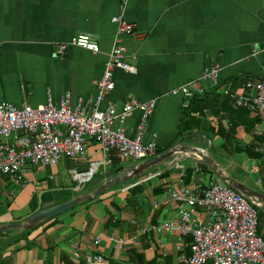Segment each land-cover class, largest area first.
Instances as JSON below:
<instances>
[{"label":"crops","instance_id":"1","mask_svg":"<svg viewBox=\"0 0 264 264\" xmlns=\"http://www.w3.org/2000/svg\"><path fill=\"white\" fill-rule=\"evenodd\" d=\"M117 14L132 33H116L110 19ZM78 33L95 35L99 52L68 46L58 55V43ZM115 39L134 70L113 69V88L97 108L110 102L118 110L132 96L155 99L141 142L152 141L159 152L177 145L204 149L224 174L264 193V161L253 150L258 117L222 92L264 75V0H0V100L36 107L47 94L56 101L67 93L71 106L89 109ZM213 62L219 71L209 87L200 75ZM181 85L199 86L203 94L185 97ZM193 100L198 102L191 106ZM200 101L208 104L198 108ZM140 115L134 110L114 126L133 137ZM91 161L99 164L87 179L71 176ZM136 162L113 150L103 154L87 139L81 155L31 167L24 185L1 176L0 227L70 197L91 196L32 228H0V264H77L93 254L103 261L91 264H176L179 254L188 255L190 238L174 228H152L179 215L168 189L203 187L220 178L195 153L177 152L92 195L104 183V171ZM259 216L257 231L264 235V211Z\"/></svg>","mask_w":264,"mask_h":264},{"label":"built area","instance_id":"2","mask_svg":"<svg viewBox=\"0 0 264 264\" xmlns=\"http://www.w3.org/2000/svg\"><path fill=\"white\" fill-rule=\"evenodd\" d=\"M110 20L118 35L133 32V26L120 14ZM68 46L91 53L100 50L96 36L91 33H78L68 41L58 43L57 52L62 54ZM124 52V46L115 39L105 54L101 75L94 81L95 95L89 109L80 107L79 103L71 106L67 93L56 101L47 94L45 102L36 107L16 106L0 100V177H7L14 185H24L27 167L52 165L61 158L81 155L87 139L96 141L101 153L113 150L119 158L140 160L155 154L152 141L144 143L140 140L142 124L150 115L155 99L140 101L132 96L118 110L110 102L102 109L97 108L102 96L113 88V69L134 70ZM130 57L134 58V55ZM218 71L219 65L210 63L203 68L200 78L209 87H214ZM240 86V90L228 87L222 92L236 106L248 108L257 115L254 133L259 139L253 150L264 161V75L247 78ZM178 90L185 97L203 92V88L189 85H181ZM186 104L187 100L183 106ZM134 110L140 111L141 115L135 135L128 137L123 129L114 126V122L122 121ZM109 162L104 159V163ZM98 164L99 161H91L86 171H71V176L76 180L87 179ZM168 201L178 206L177 219L152 228H174L180 235L190 238L188 255L179 254L176 264H264V235L257 231V207L225 182L218 179L203 187L169 188ZM98 242L95 237L93 244ZM119 243L122 246L123 241ZM73 255L77 256L75 252ZM93 261L101 262L103 258L98 254L86 255L77 264Z\"/></svg>","mask_w":264,"mask_h":264},{"label":"water","instance_id":"3","mask_svg":"<svg viewBox=\"0 0 264 264\" xmlns=\"http://www.w3.org/2000/svg\"><path fill=\"white\" fill-rule=\"evenodd\" d=\"M60 55L59 53H57ZM64 53H62V56ZM177 152H184V153H195L199 160L208 166L213 172H215L221 181L225 182L228 186H230L235 191L239 192L241 195H243L247 200L251 201L257 208L264 211V193L251 188L235 179L230 177L227 174H224L222 168L207 154V151L204 149H198L196 146H189V145H177L173 148L166 149L164 151H161L159 153H156L150 157H147L141 161H138L136 163H132L131 165H127L126 167H123L122 165H119L115 167L112 171H104V178L105 181L100 187L95 190L92 195L99 193L109 185H113L115 183L126 181L128 179H131L132 177L141 175L145 170L148 168H151L161 162H164L166 159L173 156L174 153ZM112 173V175H111ZM98 177L95 176L91 181H97ZM91 194H87L83 197L75 196L70 197L62 202L49 205L43 208H39L34 213L28 215L22 222L18 223H7L4 225H1V229L8 228V227H16V228H25L29 229L32 228L41 222L53 217L54 215L74 206L78 202L82 201L83 198H89ZM258 200V201H255Z\"/></svg>","mask_w":264,"mask_h":264},{"label":"rangeland","instance_id":"4","mask_svg":"<svg viewBox=\"0 0 264 264\" xmlns=\"http://www.w3.org/2000/svg\"><path fill=\"white\" fill-rule=\"evenodd\" d=\"M122 159H129V158H122ZM141 160H143V159L136 160V161H141ZM245 163H246V162H241L242 165H245ZM30 168H31V167H27V168H26V175H25V176H27L28 173L31 171ZM96 172H97V171H96ZM59 173L61 174V171H60ZM66 176H67V177H66ZM64 177H66V178L69 179L70 175L65 173V174H64ZM251 177H254V174H252ZM74 183H75V182H74ZM74 183H72V184H74ZM74 185H75V184H74ZM255 187H256V188H259V186H257V185H255ZM252 205H253V204H252ZM253 206H254V205H253ZM256 210H257V212H258V216H259V214L262 215V212H263V211H262L261 209L256 208ZM259 217H260V216H259Z\"/></svg>","mask_w":264,"mask_h":264},{"label":"trees","instance_id":"5","mask_svg":"<svg viewBox=\"0 0 264 264\" xmlns=\"http://www.w3.org/2000/svg\"><path fill=\"white\" fill-rule=\"evenodd\" d=\"M197 102H198L197 100H193L191 106H192L193 104L197 103ZM207 104H208L207 102L201 103V101H200V103H198L196 106H197L198 108H201V107L206 106ZM196 106H195L194 108H197ZM186 126H187V125H186ZM233 126H234V125H233ZM231 130H233V127H230V131H231ZM158 152H159V150L155 149V154L158 153Z\"/></svg>","mask_w":264,"mask_h":264},{"label":"bare ground","instance_id":"6","mask_svg":"<svg viewBox=\"0 0 264 264\" xmlns=\"http://www.w3.org/2000/svg\"><path fill=\"white\" fill-rule=\"evenodd\" d=\"M255 201H258V200L255 199Z\"/></svg>","mask_w":264,"mask_h":264}]
</instances>
